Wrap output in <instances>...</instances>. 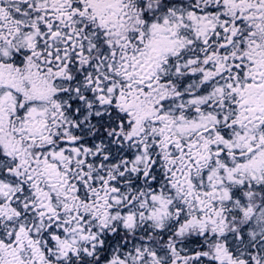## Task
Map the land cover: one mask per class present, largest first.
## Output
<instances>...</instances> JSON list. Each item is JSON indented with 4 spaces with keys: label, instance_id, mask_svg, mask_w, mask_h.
<instances>
[{
    "label": "snow or ice",
    "instance_id": "6c2138e0",
    "mask_svg": "<svg viewBox=\"0 0 264 264\" xmlns=\"http://www.w3.org/2000/svg\"><path fill=\"white\" fill-rule=\"evenodd\" d=\"M0 264H264V0H0Z\"/></svg>",
    "mask_w": 264,
    "mask_h": 264
}]
</instances>
